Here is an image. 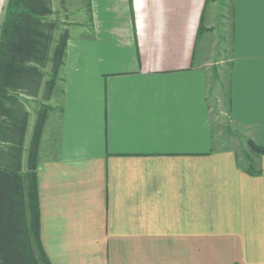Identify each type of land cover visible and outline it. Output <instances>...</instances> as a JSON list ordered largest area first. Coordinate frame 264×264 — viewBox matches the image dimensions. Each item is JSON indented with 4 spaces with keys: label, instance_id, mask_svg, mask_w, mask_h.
<instances>
[{
    "label": "crops",
    "instance_id": "0c3cea01",
    "mask_svg": "<svg viewBox=\"0 0 264 264\" xmlns=\"http://www.w3.org/2000/svg\"><path fill=\"white\" fill-rule=\"evenodd\" d=\"M227 5L52 0L63 65L25 103L51 264H264V155L215 135L264 147V0Z\"/></svg>",
    "mask_w": 264,
    "mask_h": 264
},
{
    "label": "trees",
    "instance_id": "16d2710c",
    "mask_svg": "<svg viewBox=\"0 0 264 264\" xmlns=\"http://www.w3.org/2000/svg\"><path fill=\"white\" fill-rule=\"evenodd\" d=\"M52 0H9L0 41V264H51L41 241L38 158L46 108L25 147L26 97L52 92L68 34L50 20ZM264 155V147L249 142ZM257 173V172H256Z\"/></svg>",
    "mask_w": 264,
    "mask_h": 264
},
{
    "label": "rangeland",
    "instance_id": "374dc122",
    "mask_svg": "<svg viewBox=\"0 0 264 264\" xmlns=\"http://www.w3.org/2000/svg\"><path fill=\"white\" fill-rule=\"evenodd\" d=\"M84 1V0H81ZM217 2L220 4V16L221 14L224 16V20L223 19H219L218 20V27L219 30L222 29V27H224L223 25H227V14L229 13V11H227V7H228V2H230V0H217ZM60 11V10H59ZM61 16L63 15V13H60ZM64 16V15H63ZM226 16V17H225ZM64 19V17H62V20ZM65 25H68L67 23H64ZM221 26V27H220ZM59 34H57L58 37ZM227 40V38L224 36L223 37V41L225 42ZM200 48V45H199ZM217 118H215L216 120V126H215V135L216 138L218 140H220L221 142V146H228L230 143V146H232V142L235 143V146H239L238 150L241 153V157L245 160L246 158H250L255 156V152H253L250 149L249 146V142L247 143L245 141V139H243L242 136L237 135V132H239V129L237 127L232 126L231 124H229L228 119L225 118L224 115L217 113ZM228 141V142H225ZM227 144V145H226ZM28 149V148H27Z\"/></svg>",
    "mask_w": 264,
    "mask_h": 264
}]
</instances>
